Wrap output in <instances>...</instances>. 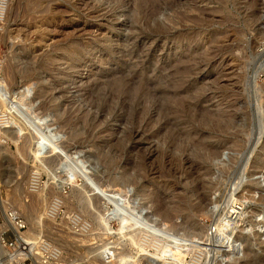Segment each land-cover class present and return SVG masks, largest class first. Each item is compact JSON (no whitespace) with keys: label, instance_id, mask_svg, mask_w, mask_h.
<instances>
[{"label":"rangeland","instance_id":"1","mask_svg":"<svg viewBox=\"0 0 264 264\" xmlns=\"http://www.w3.org/2000/svg\"><path fill=\"white\" fill-rule=\"evenodd\" d=\"M8 2L0 264H264V0Z\"/></svg>","mask_w":264,"mask_h":264},{"label":"bare ground","instance_id":"2","mask_svg":"<svg viewBox=\"0 0 264 264\" xmlns=\"http://www.w3.org/2000/svg\"><path fill=\"white\" fill-rule=\"evenodd\" d=\"M9 0H0V20H7V14H8V9H9V4L10 2H8ZM201 15V14H200ZM122 83V82H121ZM2 100V99H1ZM3 100L5 101V96H3ZM18 113L20 115L23 114V111L20 109V108H16ZM12 127V120H11V116L9 115L8 112H5V111H0V130L1 131H6V130H9L10 128ZM146 129V128H145ZM150 147V146H149ZM152 155V154H151ZM203 195V194H202ZM238 209H240L239 207H237L236 205L234 206H231L230 207V211H229V214H235V213H238ZM214 212V211H213ZM209 213V212H208ZM242 219V218H241ZM239 220V219H238ZM241 221V220H240ZM243 221V220H242ZM16 225V224H15ZM10 226V225H9ZM16 228L17 230L19 231L20 230V227L18 225H16ZM21 231V230H20ZM21 234H23L24 236V233L20 232ZM0 236H1V232H0ZM3 238V236H2ZM2 242V245H3V250L2 251H7L8 253H11L12 255L14 256H17L18 253L22 252V248H24L23 246H25V248H32L33 247V243L31 242H28L29 244H24V242H19L18 240V243H20L22 245L21 249H16L13 250L9 247H7L4 243L3 240H1ZM59 251V250H58ZM53 253L54 255H51L52 257H55L57 255V251L56 250H53ZM14 256H10V257H7L5 260L3 259L4 262L8 263L9 260H12ZM21 256V255H19ZM2 260L0 259V263ZM11 262V261H10Z\"/></svg>","mask_w":264,"mask_h":264},{"label":"built area","instance_id":"3","mask_svg":"<svg viewBox=\"0 0 264 264\" xmlns=\"http://www.w3.org/2000/svg\"><path fill=\"white\" fill-rule=\"evenodd\" d=\"M7 216H9L16 225H18L20 227V229L24 230V228H26V224L25 222L22 220V218L20 217V215L18 213H16L15 211H10ZM18 238L16 233H15V239L12 241H7V239L5 238V236L3 235L2 240L4 241L5 245L13 250L16 249H21L22 245L20 243H18ZM24 248H22V250H26L25 246H23ZM42 249L46 252V256H51L54 255L53 250H52V246L49 243L43 242L41 245ZM28 260H32V257H26V259L21 262V264H24L26 261Z\"/></svg>","mask_w":264,"mask_h":264}]
</instances>
